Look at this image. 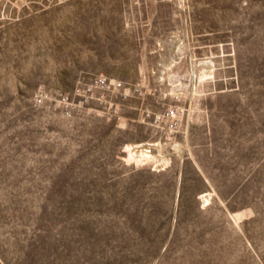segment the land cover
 Here are the masks:
<instances>
[{
  "label": "rangeland",
  "instance_id": "1",
  "mask_svg": "<svg viewBox=\"0 0 264 264\" xmlns=\"http://www.w3.org/2000/svg\"><path fill=\"white\" fill-rule=\"evenodd\" d=\"M0 264H264V0H0Z\"/></svg>",
  "mask_w": 264,
  "mask_h": 264
},
{
  "label": "bare ground",
  "instance_id": "2",
  "mask_svg": "<svg viewBox=\"0 0 264 264\" xmlns=\"http://www.w3.org/2000/svg\"><path fill=\"white\" fill-rule=\"evenodd\" d=\"M149 151L150 150L143 148L142 145L131 146L128 148V156L129 159H139L140 157H148L151 156V154L148 153Z\"/></svg>",
  "mask_w": 264,
  "mask_h": 264
},
{
  "label": "built area",
  "instance_id": "3",
  "mask_svg": "<svg viewBox=\"0 0 264 264\" xmlns=\"http://www.w3.org/2000/svg\"><path fill=\"white\" fill-rule=\"evenodd\" d=\"M105 81H106V79H105V78H102V79H101V82H102V83H104ZM117 84L119 85V83H117ZM37 102H38V103H40V102H41V98H40V97H39V98H37Z\"/></svg>",
  "mask_w": 264,
  "mask_h": 264
},
{
  "label": "crops",
  "instance_id": "4",
  "mask_svg": "<svg viewBox=\"0 0 264 264\" xmlns=\"http://www.w3.org/2000/svg\"><path fill=\"white\" fill-rule=\"evenodd\" d=\"M195 64H196V62H195ZM192 66H194L193 64H192ZM194 69H193V67H192V71H193Z\"/></svg>",
  "mask_w": 264,
  "mask_h": 264
}]
</instances>
